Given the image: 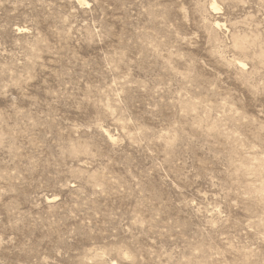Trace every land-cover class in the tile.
Here are the masks:
<instances>
[{"label": "rangeland", "instance_id": "374dc122", "mask_svg": "<svg viewBox=\"0 0 264 264\" xmlns=\"http://www.w3.org/2000/svg\"><path fill=\"white\" fill-rule=\"evenodd\" d=\"M0 264H264V0H0Z\"/></svg>", "mask_w": 264, "mask_h": 264}]
</instances>
